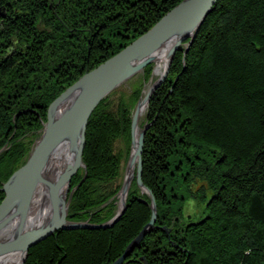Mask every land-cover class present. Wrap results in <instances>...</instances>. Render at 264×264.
<instances>
[{
	"label": "trees",
	"instance_id": "1",
	"mask_svg": "<svg viewBox=\"0 0 264 264\" xmlns=\"http://www.w3.org/2000/svg\"><path fill=\"white\" fill-rule=\"evenodd\" d=\"M181 1L0 0V188L25 163L49 105ZM152 71L89 117L69 221L115 215L132 112ZM144 119L141 179L157 217L124 264H264V0H216ZM192 198L195 220L184 217ZM148 204L134 180L112 228L56 231L24 264H112L150 221Z\"/></svg>",
	"mask_w": 264,
	"mask_h": 264
},
{
	"label": "water",
	"instance_id": "2",
	"mask_svg": "<svg viewBox=\"0 0 264 264\" xmlns=\"http://www.w3.org/2000/svg\"><path fill=\"white\" fill-rule=\"evenodd\" d=\"M215 2L216 0L181 1L146 33L96 68L87 71L49 105L47 121L43 126L39 140L35 142L25 163L0 188V192L4 194V199L0 203V235L14 225L11 233L0 240V258L21 252L23 256L19 264H24L29 249L56 231L112 228L126 209L127 196L132 182L135 180L140 192L149 198L148 206L151 210V218L137 237L129 243L124 253L112 263L124 264L133 250L154 228L157 217L155 200L141 179V155L144 137L148 129L146 125L139 128L141 111L146 110L152 94L167 77L175 53L181 46H184L187 51ZM170 42L173 43L167 54L166 66L154 82H152L151 76L150 83L152 84L144 97L137 101L132 113L130 153L118 193L120 197L115 215L102 224L69 221L67 219L68 209L74 192V189L69 192V186L72 176L79 169H85L82 163V153L89 117L97 105L116 88L142 72L146 66L153 64L154 54L164 44ZM66 140H70L73 145L72 162L66 166L58 184L51 185L50 182L43 180L42 174L50 156ZM5 149V147L2 148L0 154ZM40 181H44L51 189L52 217L48 224L38 229H28L27 220L30 205ZM63 185H66L67 188L64 196L60 193Z\"/></svg>",
	"mask_w": 264,
	"mask_h": 264
},
{
	"label": "bare ground",
	"instance_id": "3",
	"mask_svg": "<svg viewBox=\"0 0 264 264\" xmlns=\"http://www.w3.org/2000/svg\"><path fill=\"white\" fill-rule=\"evenodd\" d=\"M174 42V40H172ZM173 42L164 44L158 52L154 54V74L152 75V80L154 75H160L166 66L168 60L167 54ZM116 55V54H115ZM108 60V59H107ZM87 72V71H86ZM85 72V73H86ZM153 72V71H152ZM84 73V74H85ZM83 74V75H84ZM82 75V76H83ZM156 80V79H155ZM153 80V81H155ZM145 109L141 111V115L145 113ZM140 115V116H141ZM73 158V145L69 140L64 141L63 144L57 147V149L50 156L48 163L45 167V170L42 174L43 180L48 181L54 185H57L61 179L64 170L68 164L72 162ZM66 185L60 190L62 196L66 192ZM50 188L44 181H40L37 185L34 193L33 200L30 205L29 215L27 223L29 224L28 229H38L41 226L48 224L52 217V202ZM14 225L11 228L7 229V232L0 235V240L6 238L13 230ZM22 253L16 252L8 256L0 258V264H19L22 259Z\"/></svg>",
	"mask_w": 264,
	"mask_h": 264
},
{
	"label": "rangeland",
	"instance_id": "4",
	"mask_svg": "<svg viewBox=\"0 0 264 264\" xmlns=\"http://www.w3.org/2000/svg\"><path fill=\"white\" fill-rule=\"evenodd\" d=\"M152 65V64H151ZM149 66V65H148ZM147 67V66H146ZM145 67V68H146ZM144 68V69H145ZM155 69V64L153 63V70ZM144 72V70L142 71V72H140V73H138L137 75H135L134 77H132V78H130L128 81H126L124 84H122L121 86H119L118 88H120V87H122V86H124V89H125V91L126 92H129L130 91V89H131V86H132V84H135V83H138V81L140 80V78H141V76H142V73ZM151 76H152V74H151ZM151 78V77H150ZM158 78V75H154L153 76V80H155V79H157ZM152 80V82H154ZM152 83H150V79H149V81L148 82H146L145 84H143V86H142V89H141V95H140V98H143L144 97V95H145V93H146V91L148 90V88H149V86L151 85ZM117 89V88H116ZM115 91V90H114ZM113 91V92H114ZM110 95V94H109ZM139 98V99H140ZM137 104V103H136ZM136 106V105H135ZM135 108V107H134ZM133 111H134V109H133ZM133 113V112H132ZM144 117H145V113L143 114V115H141L140 116V118H139V128H142V127H144L145 125H146V122H145V119H144ZM42 133V132H41ZM40 136H41V134H40ZM40 136L38 137V139L37 140H39V138H40ZM37 140L35 141V142H37ZM35 144V143H34ZM34 144H33V146H34ZM32 146V147H33ZM32 149V148H31ZM129 158V157H128ZM128 161V160H127ZM127 161L123 164V177H124V173H125V168H126V164H127ZM80 170V169H79ZM123 179V178H122ZM134 181V180H133ZM197 188V186L196 187H194V190ZM119 195H117V202H116V206L118 205V203H119ZM116 209H117V207H116ZM201 209H202V207L201 206H199V203H198V201H197V199L195 198H192V199H189L188 201H187V203H186V205H185V208H184V217L185 218H187V217H189V216H194L193 217V220H195V219H197L198 217H200V215H201ZM116 212V211H115Z\"/></svg>",
	"mask_w": 264,
	"mask_h": 264
}]
</instances>
